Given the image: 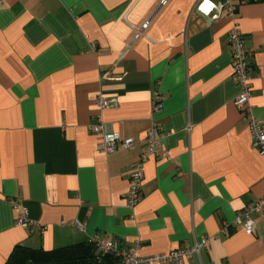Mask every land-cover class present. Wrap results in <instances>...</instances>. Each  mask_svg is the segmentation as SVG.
I'll return each mask as SVG.
<instances>
[{
    "label": "crops",
    "instance_id": "crops-1",
    "mask_svg": "<svg viewBox=\"0 0 264 264\" xmlns=\"http://www.w3.org/2000/svg\"><path fill=\"white\" fill-rule=\"evenodd\" d=\"M220 0H5L0 6V264L17 246L50 251L93 237L148 256L209 245L186 264H264V212L248 235L237 214L264 195V157L236 108L239 93ZM264 126V0H233ZM149 21L138 38L137 29ZM162 109L154 113L155 96ZM118 106L101 110L96 97ZM131 137L105 156L89 129ZM169 158L145 164L141 200L126 194L152 126ZM15 200L34 222L16 225ZM76 222L84 229L76 227Z\"/></svg>",
    "mask_w": 264,
    "mask_h": 264
},
{
    "label": "built area",
    "instance_id": "built-area-1",
    "mask_svg": "<svg viewBox=\"0 0 264 264\" xmlns=\"http://www.w3.org/2000/svg\"><path fill=\"white\" fill-rule=\"evenodd\" d=\"M255 1V0H254ZM5 0H0V6ZM166 4V0H162L161 5ZM206 15H211L212 19H217L222 11L226 12L228 18L234 23L229 32V45L232 51V68L233 75L236 79L239 93L234 101L236 108L241 112L243 118L248 123V127L253 140V148L257 153L264 157V126L254 113L251 105L252 98V75L249 70L248 53L246 49L245 39L236 21L237 7L233 0H220L218 3L210 2L208 9H202V4L198 6ZM149 21L145 22L137 29L135 38H138L148 28ZM96 103L101 110L114 108L118 103L114 99H107L103 96L96 97ZM162 98L155 96L152 103L154 113L162 109ZM99 139L98 150L101 154L109 156L118 150H130L135 146V140L131 137L123 138L117 133H109L105 131L102 119H98V123L91 125L89 128ZM163 136L156 126H152L147 134V147L142 150L138 161L134 165L133 172L130 177V184L126 194L127 206L134 209L141 200V189L143 186L145 175V164L152 157L168 159V153L162 147ZM10 204L15 210H18L16 217V225L19 227H29L34 222L29 218L26 208L19 207L15 200L11 199ZM264 212V195L249 203L242 211H240L235 220L234 225L241 226L248 235L254 234L256 224L250 217L251 213ZM76 227L80 230L84 229L83 224L76 222ZM90 243L94 244L100 252L109 254L117 259V264H186L194 255H199L209 245V238H204L188 249H178L171 252L153 254L148 256H140L136 249H123L115 241L99 239L93 237Z\"/></svg>",
    "mask_w": 264,
    "mask_h": 264
},
{
    "label": "trees",
    "instance_id": "trees-1",
    "mask_svg": "<svg viewBox=\"0 0 264 264\" xmlns=\"http://www.w3.org/2000/svg\"><path fill=\"white\" fill-rule=\"evenodd\" d=\"M5 264H117V259L86 242L50 251L17 246Z\"/></svg>",
    "mask_w": 264,
    "mask_h": 264
}]
</instances>
